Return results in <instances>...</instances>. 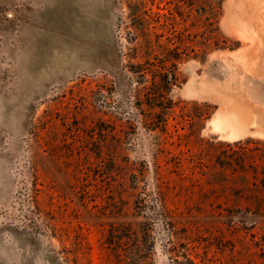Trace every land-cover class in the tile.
<instances>
[{
	"label": "rangeland",
	"instance_id": "obj_1",
	"mask_svg": "<svg viewBox=\"0 0 264 264\" xmlns=\"http://www.w3.org/2000/svg\"><path fill=\"white\" fill-rule=\"evenodd\" d=\"M0 264H264V0H0Z\"/></svg>",
	"mask_w": 264,
	"mask_h": 264
},
{
	"label": "trees",
	"instance_id": "obj_2",
	"mask_svg": "<svg viewBox=\"0 0 264 264\" xmlns=\"http://www.w3.org/2000/svg\"><path fill=\"white\" fill-rule=\"evenodd\" d=\"M165 76V78H164V80H165V84L167 85V84H169L170 83V80L172 79V78H174V73H171V74H166V75H164ZM142 229H145V228H142ZM147 230V229H146Z\"/></svg>",
	"mask_w": 264,
	"mask_h": 264
},
{
	"label": "bare ground",
	"instance_id": "obj_3",
	"mask_svg": "<svg viewBox=\"0 0 264 264\" xmlns=\"http://www.w3.org/2000/svg\"><path fill=\"white\" fill-rule=\"evenodd\" d=\"M247 110H249V109H247ZM234 111H235V110H234ZM243 113H244V112H243ZM244 114H246V113H244ZM251 114H252V113H251ZM252 115H253V114H252ZM224 118H225V117H224ZM224 118L222 117V120H223ZM251 118H252V117H251ZM252 119H253V118H252ZM252 119H251V120H252ZM236 120H237V119H236ZM223 122H224V121H222V123H223ZM253 122H254V121H253ZM217 123H218V122H217ZM219 123H220V122H219ZM220 124H221V123H220ZM256 124H257V123H256ZM233 125H234V124H233ZM227 126H228V125H227ZM231 126H232V125H231ZM239 126H240V125H239V123H238V126H237V127L239 128ZM235 127H236V124H235ZM244 127H245V126H244ZM236 129H237V128H236ZM237 130H239V129H237ZM247 130H248V129H247ZM240 131H241V129H240ZM236 132H237V131H236ZM234 137H235V135H234Z\"/></svg>",
	"mask_w": 264,
	"mask_h": 264
}]
</instances>
